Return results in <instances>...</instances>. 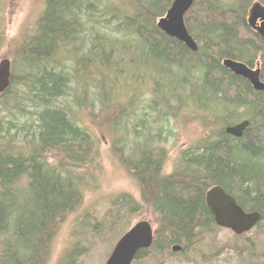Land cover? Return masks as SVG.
<instances>
[{"label":"trees","instance_id":"1","mask_svg":"<svg viewBox=\"0 0 264 264\" xmlns=\"http://www.w3.org/2000/svg\"><path fill=\"white\" fill-rule=\"evenodd\" d=\"M101 1L44 0L31 32L12 47L10 84L0 95L7 115L0 118V264H48L60 226L81 206L76 170L91 169L100 140L80 123L83 111L100 121L111 153L155 216L152 244L131 264H164L173 246L187 255L212 234L218 227L205 194L214 186L264 217V92L222 66L224 59L250 68L258 62L264 83V38L247 24L253 2L264 0H195L184 16L194 53L156 27L172 0ZM143 86L151 100L139 104ZM160 105L175 117L202 112L211 126L179 152L170 173L162 127L149 135L145 122ZM242 121L249 125L240 138L225 134ZM142 138L149 146L134 144L127 155V140ZM122 199L126 208L112 211L110 230L133 212L134 202ZM69 251L71 262L78 254Z\"/></svg>","mask_w":264,"mask_h":264},{"label":"rangeland","instance_id":"2","mask_svg":"<svg viewBox=\"0 0 264 264\" xmlns=\"http://www.w3.org/2000/svg\"><path fill=\"white\" fill-rule=\"evenodd\" d=\"M106 1L109 0L101 2L106 3ZM43 5L44 0H0V61L9 59L11 64L13 45L20 43L25 35L31 32ZM132 83L138 85L139 81L133 80ZM119 88L123 90L121 85ZM139 93V104L151 100L148 87L143 86ZM70 99L66 97L62 101L70 103ZM138 102L137 107H139ZM155 108H159V113L163 114L160 115L161 118L159 113L148 111L145 122L148 130L151 129L149 135L155 133L157 127H162L161 136L164 139L159 145L164 147L168 154L165 172L170 173L176 164L179 152L207 137L211 133V126L210 123L208 126L205 125L208 121L203 122L202 119L207 118L199 111H184L175 117L163 105ZM88 116L90 115L85 111L80 112V123L87 127L93 136L100 139L97 144L98 152L91 163V169L76 170L82 178L83 202L60 226L51 245L48 264H104L115 243L123 234L122 231H127L138 221H148L153 228L156 225L154 214L140 201L137 182L111 153L105 131L96 125L100 121L92 119L94 122H91ZM136 116L141 117L140 110L137 111ZM6 117L5 113L0 112V118ZM127 129L128 136L132 137V126L128 125ZM146 133L147 131L144 130L145 136ZM120 134L122 135V131ZM127 143V155L132 154L134 144L149 146L146 138L127 140ZM24 182L25 180L21 182V187L25 185ZM123 197L130 198L134 202L133 212L127 215L125 212L126 217H123L122 224L110 230L112 211L115 208H126ZM244 235V238H240L238 237L240 235H235L229 230L217 228L212 234H205L193 244L187 255L172 252L174 255L170 256L166 253L163 262L164 264H264V217L257 227ZM73 247L78 256L72 257L70 262L67 254H70L69 250Z\"/></svg>","mask_w":264,"mask_h":264},{"label":"water","instance_id":"3","mask_svg":"<svg viewBox=\"0 0 264 264\" xmlns=\"http://www.w3.org/2000/svg\"><path fill=\"white\" fill-rule=\"evenodd\" d=\"M195 0H172L165 15L158 19L156 27L166 36L182 43L191 52H196L198 47L189 35L184 16ZM261 19L260 34L264 37V12L258 4H254L249 12L247 24L253 27L257 19ZM222 66L235 76L245 79L251 88L257 92H264V83L260 79L259 65L249 68L246 64L231 59H224ZM10 84V61H0V95ZM248 121H242L224 129L225 134L234 138H240ZM207 210L212 215L214 223L220 228L232 231L235 235H241L250 231L261 219L258 212H244L235 202L234 198L219 187L210 188L205 194ZM153 241L152 225L148 221H138L133 224L115 243L111 253L104 264H131L140 250L148 249ZM178 252L181 247L176 245L171 248Z\"/></svg>","mask_w":264,"mask_h":264},{"label":"flooded vegetation","instance_id":"4","mask_svg":"<svg viewBox=\"0 0 264 264\" xmlns=\"http://www.w3.org/2000/svg\"><path fill=\"white\" fill-rule=\"evenodd\" d=\"M257 2L255 1V2H253V4H252V6L254 5V4H256ZM258 4V3H257ZM259 5V7L261 8V10L264 12V5L263 4H258ZM252 6H251V8H252ZM251 8H250V10H251ZM250 10L248 11V16H249V12H250ZM248 16H247V18H248ZM261 19L259 18V19H257L256 21H255V23H254V25H253V27H250L249 25V28L255 33V34H257L260 38H264L261 34H260V32H259V29H260V24H261ZM256 65H259V63L258 62H256L255 64H254V66L252 67V68H255V66ZM259 69H260V65H259ZM253 212H255V211H253ZM246 213H250V212H246ZM262 220V217H261V219H260V221ZM259 221V222H260ZM259 222L252 228V229H254L255 227H257V225L259 224ZM150 223V222H149ZM151 224V223H150ZM152 225V224H151ZM219 228V227H218ZM129 229V228H128ZM127 229V230H128ZM152 229H153V233H154V228H153V225H152ZM227 230V229H226ZM230 231V230H229ZM126 232V231H125ZM124 232V233H125ZM246 234V233H245ZM243 235V236H242ZM244 233L243 234H241L240 236H238V237H240V238H244ZM145 250V249H144ZM181 250H182V248H181ZM181 250H179L178 252H180ZM171 252H173L172 250H171Z\"/></svg>","mask_w":264,"mask_h":264},{"label":"bare ground","instance_id":"5","mask_svg":"<svg viewBox=\"0 0 264 264\" xmlns=\"http://www.w3.org/2000/svg\"><path fill=\"white\" fill-rule=\"evenodd\" d=\"M167 2H169V1H167ZM171 3V2H170Z\"/></svg>","mask_w":264,"mask_h":264}]
</instances>
